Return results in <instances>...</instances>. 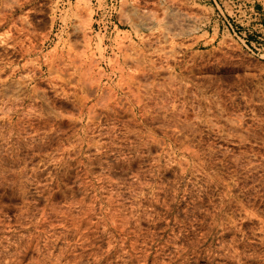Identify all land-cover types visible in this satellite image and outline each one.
I'll return each mask as SVG.
<instances>
[{
	"label": "rangeland",
	"instance_id": "1",
	"mask_svg": "<svg viewBox=\"0 0 264 264\" xmlns=\"http://www.w3.org/2000/svg\"><path fill=\"white\" fill-rule=\"evenodd\" d=\"M0 264H264V0H0Z\"/></svg>",
	"mask_w": 264,
	"mask_h": 264
},
{
	"label": "bare ground",
	"instance_id": "2",
	"mask_svg": "<svg viewBox=\"0 0 264 264\" xmlns=\"http://www.w3.org/2000/svg\"><path fill=\"white\" fill-rule=\"evenodd\" d=\"M15 3V2H14ZM13 4V3H12ZM18 4V9L22 7V5H20L18 2L16 3V5ZM15 5V4H14ZM20 6V7H19ZM15 8V6H13ZM12 8V7H11ZM13 11V10H12ZM11 11V12H12Z\"/></svg>",
	"mask_w": 264,
	"mask_h": 264
}]
</instances>
